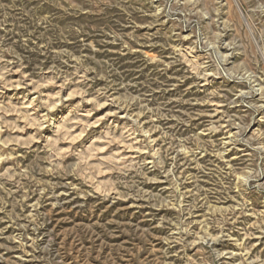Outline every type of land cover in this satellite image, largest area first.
<instances>
[{"label": "rangeland", "instance_id": "rangeland-1", "mask_svg": "<svg viewBox=\"0 0 264 264\" xmlns=\"http://www.w3.org/2000/svg\"><path fill=\"white\" fill-rule=\"evenodd\" d=\"M0 264H264V0H0Z\"/></svg>", "mask_w": 264, "mask_h": 264}]
</instances>
